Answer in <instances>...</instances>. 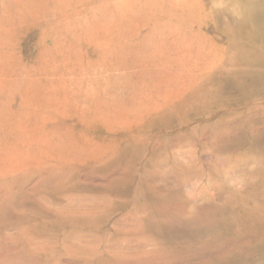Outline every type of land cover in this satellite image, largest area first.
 <instances>
[{
    "label": "rangeland",
    "instance_id": "rangeland-1",
    "mask_svg": "<svg viewBox=\"0 0 264 264\" xmlns=\"http://www.w3.org/2000/svg\"><path fill=\"white\" fill-rule=\"evenodd\" d=\"M0 264H264V0H0Z\"/></svg>",
    "mask_w": 264,
    "mask_h": 264
}]
</instances>
